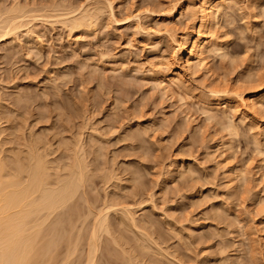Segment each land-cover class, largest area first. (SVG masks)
I'll use <instances>...</instances> for the list:
<instances>
[{
	"label": "rangeland",
	"instance_id": "rangeland-1",
	"mask_svg": "<svg viewBox=\"0 0 264 264\" xmlns=\"http://www.w3.org/2000/svg\"><path fill=\"white\" fill-rule=\"evenodd\" d=\"M110 1L113 13L100 3L94 25L73 31L53 23L55 15L77 14L87 0H0V11L16 3L43 10L0 42V159L7 171L17 160L28 165L30 147L39 144L51 179H63L84 147L88 182L73 202L92 213L79 216L88 220L74 226L73 238L79 230L80 239L90 235L106 204L131 208L137 226L113 211L96 264H264V112L225 109L221 95L210 93L229 85L264 95V0H230L213 25L224 56L208 54L212 75L186 74L182 87L156 79L179 66L176 42L194 25L189 3L172 18L175 0ZM227 120L237 125L235 137ZM230 168L244 171L248 184L231 181ZM89 237L67 264L87 262Z\"/></svg>",
	"mask_w": 264,
	"mask_h": 264
},
{
	"label": "bare ground",
	"instance_id": "bare-ground-1",
	"mask_svg": "<svg viewBox=\"0 0 264 264\" xmlns=\"http://www.w3.org/2000/svg\"><path fill=\"white\" fill-rule=\"evenodd\" d=\"M104 1L105 3L108 4L107 6L112 10L113 8L112 2L110 0H104ZM175 1L176 2H173L169 6L168 13L170 17L176 18V16H178L181 13V10H183V6L187 2L189 3L190 14L194 19V25L192 26L193 27L192 31L188 32L186 36L182 38V40H178L176 42L177 47L175 49L174 56L176 55L178 57L179 66L168 65L167 74H162L161 72L158 71V74L161 73V76L158 79L156 78L155 79L156 81H159L158 84L160 85L166 82H171V84L173 83L176 84L178 87H182V86H186V80H185L186 74H190L191 76L192 75L198 76L200 74L203 75V73L206 76L212 75L210 74L212 73L211 72L212 69L209 67V62L207 60L208 54L220 53L221 55L224 56L225 41L223 39L224 42H222V39L218 38L215 35L216 33L214 31L216 30H213V28H215L213 27V25L215 24L214 22L218 20L219 16H221V14L224 13V10L229 8L232 1L230 0H178V1L175 0ZM100 3H101L100 0H87V5L84 6L85 4L83 3V5L79 7L80 9H78L79 11L73 6L74 9H76L79 12L77 14L75 13L76 11L74 9L73 10L75 12L68 11L65 13L62 10L64 14H61V11L59 10L61 15L56 14L55 17L58 18V20L54 18L57 21L53 23L55 24L59 23L64 26H69L68 29H71L73 31L80 28L82 29L83 27L85 28L87 26L91 27L92 25H94L95 20L97 21V18L102 15L101 14L102 9L105 8L103 7L104 5L103 6L101 5L102 7L97 6L98 4L100 5ZM15 5L12 9L6 11L4 10L5 12L0 11V42L5 41L11 36H16L15 34L18 33V31H20L21 28L30 27L28 25L29 24L31 25V22L26 21L27 18L30 17L29 19L31 20L36 18H41V17H37L38 16L37 12H40L39 10L43 12L42 8L39 9L36 7L37 9L33 8L32 10H28L30 9L29 7L27 8L24 6L21 7V5L20 4L17 5V3ZM48 8L51 9L52 7L49 6ZM67 8L68 7H66V9ZM43 9L46 10L47 7ZM57 10L56 11L52 10V11L57 12ZM33 13H36L37 16L34 17ZM111 13H113V10ZM31 14L34 18L30 16ZM152 71H154L152 73L155 74V70ZM250 77H248L249 81H250ZM228 86L227 88L225 86L224 88L226 89L223 88L224 90L223 89L221 90L220 88L218 90L217 88V90L213 89L210 91V93H212V95H215V97L216 95L218 96L221 95L220 97H222L221 99H223L222 103L224 104L223 107L225 109L226 108L230 109L228 107L233 106L235 109H237L236 111L240 110L238 112L239 113L243 112L245 113V115H249V114L256 115L257 113L263 114L264 95L261 96L262 95L261 94L259 95V97H253V96L249 97V96H245L246 94L245 92L242 93L237 92L236 90H233L231 87ZM216 98L219 99V97ZM219 101L221 100L219 99ZM204 103H206V101ZM209 113H211V115L208 114L207 116L209 118L208 117L207 118L208 119L213 118L214 120V116H212V112ZM226 123H227L226 129H228L226 131L229 132V136L232 135L235 137V135H237L238 133L237 132L238 129L236 127L237 125H235L234 121L232 122L231 120H227ZM36 146L30 147V151L27 159L28 163H26L28 165H25V163L23 164V162L17 160V162H15V166H14L15 168L13 171L8 172L7 163L4 161V159H0V264H61L63 260H61L58 257H60L59 247H62L63 244H66L67 246L65 245V248L62 247L66 250L65 251L66 256L64 260L66 262L62 264H67L68 263L67 261L71 259L74 256V254H76L77 250H79L77 249L78 248L77 246L81 242L80 243L78 242L82 239V237L80 239L79 236H83L82 235L83 233L81 232V230L77 232L78 235L76 236L79 238H77L76 236L73 238L75 234L72 233L74 231L73 229H75L77 227V224L83 219L82 217V219L80 218L81 220H78L79 216L81 215L85 217V215H87L84 214L85 213L84 211H83L84 213L79 211L77 208V204L75 203V202H79L76 201L75 199L78 197L77 195L79 191H81L82 188H85L84 185H86L87 184L86 182H88L87 172L89 173L88 171L89 166L87 164L88 162H86L87 160H85L87 159L86 156L84 157L85 154L84 147H80V151H77L76 154H74L75 157V158L73 157L74 165L70 169V174L68 173L69 174L68 177L65 176L66 178L63 179L57 178L55 179L56 180L55 181L52 180L53 178L49 176L50 167L45 158V155H43V153H41V151L38 150L39 147L37 149ZM95 155L97 156L98 154L96 153ZM230 169H231L229 171L230 175L228 174V176L231 179V181H235V184H237V186L239 184L240 187V184L247 183L246 179L248 178L246 173H244V171H241L238 168L237 169L230 168ZM243 186L242 188H244ZM73 200L75 202H73ZM263 200L264 197L260 199V201ZM72 202L73 204L76 205H72L70 207V204ZM88 202L91 204L90 200ZM118 207L119 206L118 205L115 206V204L114 205L106 204L105 208H103L101 212L100 211L98 212L99 214L97 215L95 214L96 216L94 217L95 221L93 223V227L91 226L92 230L90 229L91 233L90 235L85 236V237L90 236L89 240H86L89 242V244L87 245L88 252L86 254L88 258L86 257L87 262L85 261L86 262L85 264H96L98 258L97 254L100 253V249L103 244V242H101L103 238L102 236L104 234L108 236L110 235L111 226L109 225L110 223L109 216L113 211L117 213L121 212L125 214V216L127 215L128 221L131 220L132 222L131 221L130 222L133 223V225L137 228L136 220L134 217L135 214H132V212L130 211L131 208L127 210L128 208L119 209ZM64 211L66 212L65 213L66 215H69V219H70V220L68 219L69 221H67L68 217H66L65 221L68 222V223L66 222L65 224L66 226L63 225L64 224L63 219H60L61 215L63 217ZM80 212L82 214H80ZM91 213L92 212H90V214ZM90 214H88L87 216H89ZM54 216L56 219L59 218L58 221L56 220L55 222L53 220L52 217ZM123 217L124 216H122V218ZM86 218L83 219V221L84 220L87 221L88 218L87 219ZM51 219L56 224H52ZM124 221L123 223L124 225H126L127 223L125 224ZM57 223L61 224V226L62 225L65 226L66 228L60 229L59 224H58L59 225L58 228L50 227L51 224L55 226L57 225ZM64 229L66 231L69 229L68 231H70V234L68 235L67 232L64 231ZM60 230L64 231L66 234L63 235V238L61 239H60L61 237L60 235L64 234V232L62 233V231ZM56 237H58V239ZM85 237H83L84 239L81 240L82 242L83 240L88 239ZM63 239L65 240L64 241L65 243H63L62 241L61 242L62 246H61L60 241ZM116 240L114 238V242L116 243V245H119L118 239ZM147 246L148 245H146L144 248L147 249L146 248ZM141 247L143 248V246ZM101 250L103 251L104 249ZM62 251L64 250L62 249ZM62 251L61 253L63 254L64 257V252ZM103 254H105V252ZM59 259L61 260L60 263H58ZM130 260H134V259L131 258L127 261H129L130 263ZM126 263L129 264L128 262H125L124 264ZM132 263L134 264V261H131V264Z\"/></svg>",
	"mask_w": 264,
	"mask_h": 264
}]
</instances>
